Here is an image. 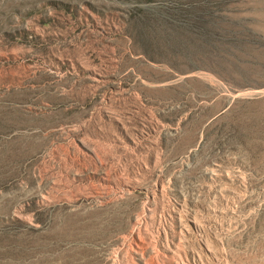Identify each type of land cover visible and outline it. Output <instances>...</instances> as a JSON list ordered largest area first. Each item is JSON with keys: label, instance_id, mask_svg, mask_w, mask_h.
Here are the masks:
<instances>
[{"label": "rangeland", "instance_id": "rangeland-1", "mask_svg": "<svg viewBox=\"0 0 264 264\" xmlns=\"http://www.w3.org/2000/svg\"><path fill=\"white\" fill-rule=\"evenodd\" d=\"M0 264H264V0H0Z\"/></svg>", "mask_w": 264, "mask_h": 264}]
</instances>
